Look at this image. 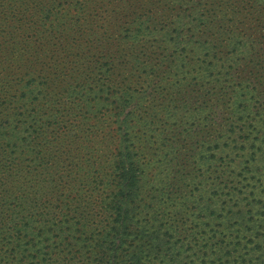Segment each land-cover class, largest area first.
<instances>
[{"label": "rangeland", "instance_id": "374dc122", "mask_svg": "<svg viewBox=\"0 0 264 264\" xmlns=\"http://www.w3.org/2000/svg\"><path fill=\"white\" fill-rule=\"evenodd\" d=\"M25 68L29 109L1 92ZM124 140L142 172L133 231L154 237L128 239L135 260L105 252L114 224L88 205L112 199ZM0 155V254L264 264V0H0Z\"/></svg>", "mask_w": 264, "mask_h": 264}, {"label": "trees", "instance_id": "16d2710c", "mask_svg": "<svg viewBox=\"0 0 264 264\" xmlns=\"http://www.w3.org/2000/svg\"><path fill=\"white\" fill-rule=\"evenodd\" d=\"M45 14L47 15L46 19H50L54 14V11L51 9H47L45 11ZM24 35L25 32L22 34L23 39ZM15 41H18V38H16ZM39 41H41V38H38L36 42ZM34 44V42H31L30 46L32 47ZM36 47L39 48V46H37V43ZM31 50L32 49H30V51ZM17 55L18 53L16 52L14 55L15 58H17ZM23 72L24 73H21L19 76L27 79H23L21 81L22 83L16 82L17 85H15L12 81H8L5 85H3L1 92L5 96V102L7 101L9 95L15 91L17 98L16 100L21 102L26 108L29 109V107H35V81L33 79L37 80V77L36 72L31 70L30 68H25ZM40 73L43 74L42 72ZM35 98H38V96L36 95ZM28 116L30 117V115ZM23 117H25V114L22 115V118ZM123 120L124 124L128 123L127 116ZM8 136L9 134L7 135V137ZM9 138V143H12L14 139L11 136ZM116 152L117 154L115 155L112 167L111 180H106L108 189L106 191L103 190L105 194L111 192L112 199L109 200L108 198L99 196L98 198L92 200L88 205H92V208L94 207L93 209L97 211L96 213L101 214V217H104V221H112L114 224L108 232V239H111L110 243L113 245V247L105 249V252L107 251L112 256L117 255L124 259L125 257H127L126 259L131 258L135 260L139 259V256L131 257L130 252H128L127 249L124 248L128 239L135 234L141 235L143 238L148 237L149 239H152L154 237H150L147 229H145L144 227L140 228L139 231H133V227H135L134 225L137 221L136 214L140 208L137 202L139 201L140 197L139 186L142 180V172L135 162L133 151L131 150L127 140L121 142V145L117 148ZM23 153L26 154V150ZM3 196L4 194L0 193V218L3 217L5 212L10 211L11 209L10 206L4 207V200H2ZM107 202H109V204H107ZM149 228H152V226H149ZM2 243L5 242H0L1 250ZM165 244H170V241H167ZM153 249H155V247ZM11 254H19L18 256H20L21 259L16 260L7 253L0 254V264H12L14 260L17 261L16 264H37V258L34 256L25 257L21 255L19 251H13L11 252ZM165 256L168 259L174 257V249H166ZM43 262L44 264H52L51 261L46 258L43 259ZM123 264H126L125 261Z\"/></svg>", "mask_w": 264, "mask_h": 264}]
</instances>
